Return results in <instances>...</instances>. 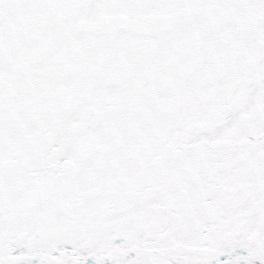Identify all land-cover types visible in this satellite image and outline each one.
Returning a JSON list of instances; mask_svg holds the SVG:
<instances>
[{
  "label": "snow or ice",
  "instance_id": "obj_1",
  "mask_svg": "<svg viewBox=\"0 0 264 264\" xmlns=\"http://www.w3.org/2000/svg\"><path fill=\"white\" fill-rule=\"evenodd\" d=\"M0 264H264V0H0Z\"/></svg>",
  "mask_w": 264,
  "mask_h": 264
}]
</instances>
